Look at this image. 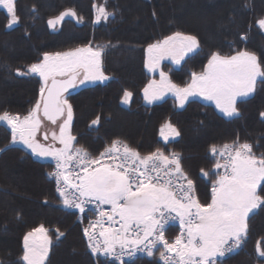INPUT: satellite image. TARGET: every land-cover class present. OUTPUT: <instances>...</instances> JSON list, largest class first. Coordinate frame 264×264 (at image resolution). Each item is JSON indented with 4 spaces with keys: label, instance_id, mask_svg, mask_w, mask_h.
Returning <instances> with one entry per match:
<instances>
[{
    "label": "trees",
    "instance_id": "16d2710c",
    "mask_svg": "<svg viewBox=\"0 0 264 264\" xmlns=\"http://www.w3.org/2000/svg\"><path fill=\"white\" fill-rule=\"evenodd\" d=\"M96 4L111 13L106 20L96 22ZM67 9L77 16L65 17L51 28L48 20ZM16 13L19 22L8 27L9 14L0 7V114L7 111L23 117L39 97L40 78L18 75L16 69L26 70L45 52L102 45V71L109 79L77 87L66 97L73 108L75 147L97 157L119 139L141 155L157 148L165 154L178 153L201 203L210 202L212 182L219 174L214 167L218 159L210 152L213 145L247 142L256 156L264 155L260 78L253 94L238 99L239 115L234 117L197 98L179 107L174 97L145 103L142 96L150 79L146 48L176 32L195 36L199 47L179 65L162 63L175 84L183 86L192 72H202L213 52H254L264 68V30L256 24L264 18V0H16ZM125 90L133 94L126 106L121 102ZM97 116L99 123L92 125ZM166 122L179 130L178 137L169 134L164 140L160 130ZM0 148L4 149L0 152V264H24L23 238L41 224L51 238L45 264H119L88 248L83 230L92 214L79 216L63 204L54 178L48 175L52 162L11 143V129L3 122ZM202 169L209 175L204 176ZM258 192L264 196V191ZM248 225L241 247L217 264H264L256 253L258 241L264 248V205L250 214ZM178 231L177 223H169L166 239H173ZM157 254L135 256L123 264H162Z\"/></svg>",
    "mask_w": 264,
    "mask_h": 264
},
{
    "label": "snow or ice",
    "instance_id": "6c2138e0",
    "mask_svg": "<svg viewBox=\"0 0 264 264\" xmlns=\"http://www.w3.org/2000/svg\"><path fill=\"white\" fill-rule=\"evenodd\" d=\"M0 6L9 14L8 27L19 22L16 0H0ZM94 8L96 22L111 15L104 6ZM68 16L76 17L77 13L67 9L49 19L48 25L55 27ZM256 24L264 29V18ZM198 47L195 36L176 32L148 45L145 67L155 72L166 58L179 64ZM103 50L102 45H86L63 52H45L42 60L28 65L26 70L16 69L18 75L34 74L42 83L39 97L27 115L21 117L7 111L0 114V122L11 129V143H22L33 155L55 161V171L48 175L55 178L56 191L66 207L83 213L86 204L95 202L99 218L90 227L95 229L99 225L103 240L97 238L95 231L84 229L93 254L121 260L136 251L150 257L159 251L164 264H217V258L241 247L248 233L250 214L264 205V196L258 192L264 191V155L256 156L247 142L224 144L221 148L213 145L210 152L224 161L218 159L214 167L224 172L212 182L210 202L201 203L178 153L165 154L157 148L141 155L119 139H114L98 157H92L83 147H75L76 137L71 133L73 108L64 93L78 85L108 79L102 71ZM159 74L160 80L150 81L143 90L148 103L171 93L183 107L190 97L201 96L213 101L226 117L239 115L238 98L253 94L258 78L264 83V68L257 55L246 50L234 55L213 52L204 70L192 72L190 82L183 86L173 83L165 72ZM132 95L125 90L122 102L129 103ZM45 120L52 125L59 121L58 132L42 134L45 141L50 135L51 144H42L37 138ZM99 121L97 116L91 123L97 125ZM160 132L165 141L169 134L180 135L170 122ZM57 142L61 147L55 146ZM201 172L209 175L203 169ZM103 205L110 206V210L105 211ZM105 217L108 227H104ZM170 220H178L181 229L171 242L165 237ZM116 224L118 228L114 227ZM50 244L48 229L43 224L29 231L23 238L24 264H45ZM256 253L264 258L260 241Z\"/></svg>",
    "mask_w": 264,
    "mask_h": 264
},
{
    "label": "built area",
    "instance_id": "2783aa9c",
    "mask_svg": "<svg viewBox=\"0 0 264 264\" xmlns=\"http://www.w3.org/2000/svg\"><path fill=\"white\" fill-rule=\"evenodd\" d=\"M97 157H98V156H97ZM216 157H217V159H220L219 156H216ZM220 162L223 163V162H224L223 159H220ZM53 171H55V162L53 163V168H52L51 172H53ZM51 172H50V173H51ZM223 172H224V169H220V170H219V174H223ZM53 178H54V177H53ZM54 180H55V178H54ZM55 187H56V182H55ZM58 194H59V193H58ZM102 207H103V209H104L105 211L110 210V206H108V205H103ZM70 209L77 211V213L79 214V216H82V214H84V213H90V214H92L91 218L88 219V222H87V224L85 225L84 229L88 228L89 231H95V233H96V235H97V238L100 239L101 241L103 240V238L99 236V233H100V231H101V227H100L99 225H97V226L95 227V229H92V228L90 227V224L94 223V222L99 218V216H98V210L96 209V204H95V202L90 203V204H86V205H85V211H84L83 213H81L78 209H75V208H70ZM173 215H175V213H173ZM169 223H177V224L179 225V221H178V220H175V221L170 220ZM169 223H168V224H169ZM108 226H109V225H108V223H107V218L105 217L104 227H108ZM114 227H117V228H118V227H119V224L114 225ZM83 232H84V230H83ZM180 232H181V229H180V226H179V231H178L177 236L180 235ZM84 237H85V239H86V241H87V245H88V239H87V237L85 236V234H84ZM174 239H175V237H174L173 239L169 240V242L173 241ZM158 247H159V246H158ZM88 248H89V247H88ZM89 249H90V248H89ZM160 250H162V248H161ZM90 251H91V249H90ZM91 252H92V251H91ZM98 255H101V254H98ZM139 255H140V256H148L147 253H146V252H143V251H136V252H135L133 255H131V256H129V255H124V256L121 257V260H116L114 257H111V256H105V255H101V256H104V257L108 258L109 260H112V261H114V262H116V263L121 264V262H123L124 260H130V259H132L133 257H135V256H139ZM226 255H228V254H226ZM226 255H225V256H226ZM157 256H158L159 260L161 261V263L164 264V262H163V261L160 259V257H159V251H158ZM219 259H221V258H217V261H218Z\"/></svg>",
    "mask_w": 264,
    "mask_h": 264
},
{
    "label": "rangeland",
    "instance_id": "374dc122",
    "mask_svg": "<svg viewBox=\"0 0 264 264\" xmlns=\"http://www.w3.org/2000/svg\"><path fill=\"white\" fill-rule=\"evenodd\" d=\"M96 6L98 7V6H102L101 4H96ZM0 7H3V6H0ZM4 8V7H3ZM5 9V8H4ZM6 11H7V9H5ZM97 14V12H96V9H95V15ZM53 19V18H52ZM102 20V19H101ZM59 24V23H58ZM57 24V25H58ZM51 28H54V27H51ZM174 34V33H173ZM173 34H171V35H173ZM171 35H169V36H171ZM185 35H187V34H185ZM168 37V36H167ZM164 39V38H163ZM162 39V40H163ZM161 41V40H160ZM83 47V46H82ZM148 48V47H147ZM147 48H146V50H147ZM189 53H191V52H189ZM189 53H187L185 56H184V58L189 54ZM235 54V53H234ZM233 54V55H234ZM146 58H147V51H146V54H145V61H146ZM42 60V59H41ZM183 60V59H182ZM181 60V61H182ZM181 61H180V63H181ZM163 62H171L173 65H179V64H177V63H175L171 58H166V59H164V60H162V61H160V67L155 71V72H149L148 71V69L146 68V70H147V72L151 75V79H150V81H153V80H155V81H159L160 80V72L161 71H163L162 70V68H161V66H162V63ZM208 63V62H207ZM207 63H206V65H207ZM205 65V66H206ZM164 72V71H163ZM167 74V73H166ZM105 76H107V75H105ZM168 76V75H167ZM108 77V79H109V76H107ZM169 78V77H168ZM107 79V80H108ZM259 79V78H258ZM107 80H104V81H94V82H88V83H85V84H82V85H78L77 87H81V86H84V85H88V84H93V83H96V82H105V81H107ZM41 81V80H40ZM42 83V82H41ZM148 84V83H147ZM168 96H170V97H174L175 98V96L173 95V94H171V93H167V94H165V96L162 98V99H164V98H166V97H168ZM190 98H197V99H201V100H204V101H207V102H210V103H213V101H210V100H206V99H204L203 97H201V96H193V97H190ZM189 98V99H190ZM162 99H159V100H156V101H160V100H162ZM239 99V98H238ZM176 100V99H175ZM121 102H122V100H121ZM176 103H178L177 102V100H176ZM122 104L123 105H128V103L127 104H125V103H123L122 102ZM179 105V104H178ZM58 124H59V121H58ZM58 124L57 125H52L50 122H48L47 120H45L44 121V126L41 128V130L40 131H48V132H51V131H53V130H57V131H59V129H58ZM165 131H167V129L165 130ZM39 139H40V137H39ZM41 143V142H40ZM20 144H22V143H20ZM23 146H25L24 144H22ZM26 147V146H25ZM30 150V149H29ZM217 179V178H216ZM39 227V226H38ZM37 228V227H36ZM49 236V235H48Z\"/></svg>",
    "mask_w": 264,
    "mask_h": 264
},
{
    "label": "crops",
    "instance_id": "0c3cea01",
    "mask_svg": "<svg viewBox=\"0 0 264 264\" xmlns=\"http://www.w3.org/2000/svg\"><path fill=\"white\" fill-rule=\"evenodd\" d=\"M150 79H151V75H150ZM150 79H149V81H148V84H149V82H150ZM147 84V85H148ZM146 85V86H147ZM145 86V87H146ZM144 90V89H143ZM143 90H142V96H143V101L145 102V103H148L145 99H144V93H143ZM215 107H216V105H215V103L213 102L212 103ZM177 106H179L178 105V103H177ZM180 107V106H179ZM219 110V109H218ZM220 111V110H219ZM55 131H57V130H55ZM58 132V131H57ZM51 133V132H50ZM39 137H40V139H39ZM37 138H38V140L42 143V144H51V143H53L52 141H51V137H50V135H49V140L48 141H45L44 139H43V135H39L38 134V136H37ZM14 144H17V145H20V146H22V147H24V148H26V149H28L27 147H25V146H23L22 144H20L19 142H17V143H14ZM55 146L56 147H61V145H59V143L57 142L56 144H55ZM29 150V149H28ZM29 151H31V150H29ZM40 158H42V159H45V160H48V161H50V162H54V160L51 158V157H47V158H44V157H40ZM219 170V169H218ZM218 178V177H217ZM256 210V209H255ZM254 210V211H255Z\"/></svg>",
    "mask_w": 264,
    "mask_h": 264
},
{
    "label": "water",
    "instance_id": "95a60500",
    "mask_svg": "<svg viewBox=\"0 0 264 264\" xmlns=\"http://www.w3.org/2000/svg\"><path fill=\"white\" fill-rule=\"evenodd\" d=\"M76 88L77 87H75V88H69L68 91L64 93V96L67 97V95H69L70 93H72Z\"/></svg>",
    "mask_w": 264,
    "mask_h": 264
},
{
    "label": "flooded vegetation",
    "instance_id": "af4514ba",
    "mask_svg": "<svg viewBox=\"0 0 264 264\" xmlns=\"http://www.w3.org/2000/svg\"><path fill=\"white\" fill-rule=\"evenodd\" d=\"M43 132H44V131H40V133H38V134H39V135H40V134L42 135V134H43ZM49 133H50V132H49Z\"/></svg>",
    "mask_w": 264,
    "mask_h": 264
}]
</instances>
